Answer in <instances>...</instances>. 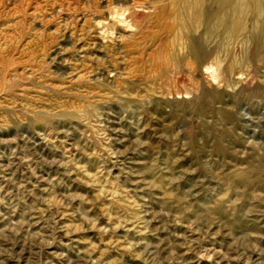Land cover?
Instances as JSON below:
<instances>
[{
  "label": "rangeland",
  "instance_id": "obj_1",
  "mask_svg": "<svg viewBox=\"0 0 264 264\" xmlns=\"http://www.w3.org/2000/svg\"><path fill=\"white\" fill-rule=\"evenodd\" d=\"M0 264H264V0H0Z\"/></svg>",
  "mask_w": 264,
  "mask_h": 264
}]
</instances>
